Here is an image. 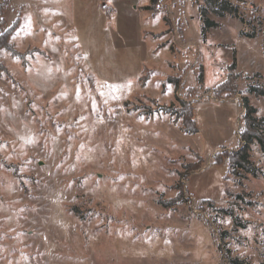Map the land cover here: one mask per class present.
<instances>
[{
	"label": "rangeland",
	"instance_id": "1",
	"mask_svg": "<svg viewBox=\"0 0 264 264\" xmlns=\"http://www.w3.org/2000/svg\"><path fill=\"white\" fill-rule=\"evenodd\" d=\"M155 1L6 5L23 57L0 48V264H264V151L249 143L256 175L214 162L241 142L242 97L264 116V0L208 11L205 38L203 0ZM180 99L196 132L161 108Z\"/></svg>",
	"mask_w": 264,
	"mask_h": 264
},
{
	"label": "trees",
	"instance_id": "2",
	"mask_svg": "<svg viewBox=\"0 0 264 264\" xmlns=\"http://www.w3.org/2000/svg\"><path fill=\"white\" fill-rule=\"evenodd\" d=\"M9 0H0V48L4 47L10 51L11 54L23 57V53L17 51L12 43L9 42L8 38L12 31L18 26L19 24V17L17 16L11 24L6 25L5 19V7L8 4ZM203 4L199 5L200 13L203 18L204 26L202 28V34L205 33L206 28L209 26L216 25L217 23L209 19L207 16L208 11H213L219 15L224 14L225 12H233L234 5L231 3L230 0H203ZM236 68V61L235 57L231 61L229 65L230 71L227 74V78L224 82H221L217 86V91H215L216 95H220L224 90L227 93L233 92V88L235 87V78L238 75V72L235 71ZM0 70L7 72L5 65L0 62ZM234 71V72H233ZM201 78V73L199 74ZM177 78L175 79V82ZM248 89L254 92L256 95H262L264 99V86L257 85V84H250ZM180 103L183 104L182 108H175L171 109L172 107H161L163 110L167 112H177V115L181 118V128L182 130L193 133L196 132L197 126L195 124V120L193 117V105L191 102H186L180 99ZM241 104L244 108L243 115L241 116L242 124L240 129H238V138L240 139L239 146L232 150L228 151L226 154L219 155L216 153L214 155V162H219L222 160L223 157H226L228 160L227 169L236 171L237 168L244 169L246 171L252 172L254 175L258 174V169L252 165L251 161L249 160V143L255 138L258 143L260 144L261 149L264 151V116L257 117L253 115L256 111L255 107L249 104L248 99L246 96L242 97ZM202 159L199 156L197 162L193 164H189L185 168V173L183 174L184 177L188 176V173L198 169L201 165ZM263 175V174H262ZM184 188V181H180L179 184V194L178 197L183 196V189ZM209 203H212L209 200ZM158 202L164 206H169L172 203V200H167L163 198H158ZM229 264H245L243 260L236 258V257H229Z\"/></svg>",
	"mask_w": 264,
	"mask_h": 264
},
{
	"label": "crops",
	"instance_id": "3",
	"mask_svg": "<svg viewBox=\"0 0 264 264\" xmlns=\"http://www.w3.org/2000/svg\"><path fill=\"white\" fill-rule=\"evenodd\" d=\"M212 12H213V11H212ZM214 13H215V12H214ZM215 14H217V13H215ZM224 14H225V13H224ZM217 15H219V14H217ZM222 15H223V14H222ZM207 16H208L209 19H212V20H214L216 23H219L218 20L216 19L217 17L210 16V15H209V12L207 13ZM219 16H221V15H219ZM219 16H218V17H219ZM166 26H167V25H166V23L164 22V25H163L162 29H160V30H164ZM209 28H210V26L206 28V31H208ZM160 30H159V31H160ZM206 31H205V33L203 34V37H204V38L206 37V33H207ZM157 32H158V31H157ZM204 38H203V39H204ZM159 39H160V41H163V40L165 39V35L161 36ZM163 46L166 47V45H163Z\"/></svg>",
	"mask_w": 264,
	"mask_h": 264
},
{
	"label": "built area",
	"instance_id": "4",
	"mask_svg": "<svg viewBox=\"0 0 264 264\" xmlns=\"http://www.w3.org/2000/svg\"><path fill=\"white\" fill-rule=\"evenodd\" d=\"M155 8H157V9H162V6H163V0H156L155 1ZM244 112V108H243V111L241 112V115H242V113ZM241 116H239V118H240Z\"/></svg>",
	"mask_w": 264,
	"mask_h": 264
}]
</instances>
